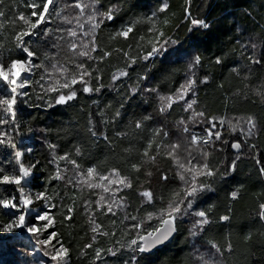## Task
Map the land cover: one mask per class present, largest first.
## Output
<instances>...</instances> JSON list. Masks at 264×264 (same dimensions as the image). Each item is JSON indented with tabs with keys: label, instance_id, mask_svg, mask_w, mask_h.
I'll return each instance as SVG.
<instances>
[{
	"label": "snow or ice",
	"instance_id": "obj_1",
	"mask_svg": "<svg viewBox=\"0 0 264 264\" xmlns=\"http://www.w3.org/2000/svg\"><path fill=\"white\" fill-rule=\"evenodd\" d=\"M5 2L0 0V233L29 234L38 251L48 258L39 264H71V240L60 229L70 226L75 213L82 210L91 236L79 248V258H88L89 264H120L121 258L123 264H140L144 254L170 242L186 222H190L189 235L197 237L214 223L231 220V208L214 220L215 205H201L207 203L205 195L215 191L217 179L236 172L245 149L264 177V160L257 145L250 143L260 131L256 118L209 115L199 107L198 89L207 85L211 76L201 74L203 58L198 54L187 64L185 79L175 91L162 93L158 87L141 86L149 79L156 58L163 57L168 47L177 43L167 29H178L185 23L190 33L211 28L206 19L193 14V0H184L183 16L176 25L172 24L171 16L175 14L170 16L168 0H161L149 15L127 20L128 0H20L27 12L20 10L19 4L9 5L6 12ZM57 20L60 26L54 28ZM109 24L113 30L104 43L101 34ZM140 25H147L142 33L137 31ZM120 41L124 44L117 46ZM236 44L238 49L215 55L210 63L225 67L229 57L235 56V62L227 66L228 72L241 80L243 88L234 95L247 97L251 92L264 99V81L248 83L251 66L264 67V51H259L264 42L257 44L249 37L237 39ZM113 55L119 64L111 66L115 70L110 72V83L106 85L105 62ZM138 65H143V74L137 73L135 81L125 86L123 82L132 79ZM108 87L124 88L123 99L111 115V103L101 106L98 100L91 101L86 139L91 145L103 141L109 147L114 139L127 140L128 146L119 158L121 166L102 170L100 164H93L85 168L73 154H58V145L47 139L44 143L52 171L48 172L39 160L28 159L33 148L26 146L23 138L34 130L22 119L26 110L69 106L81 94L99 95ZM146 94L155 95L156 111L162 116L170 115L174 105H180L186 115L174 123L179 135L171 139L163 124L148 127L153 116L145 114L130 120L124 130L110 137L107 130L121 121L125 105L137 95ZM48 131L40 129L45 134ZM226 133L233 138L226 139ZM223 146L233 150L232 158L213 164V152L223 151ZM74 155H83L80 146L75 147ZM161 159L170 161L174 177L160 170ZM153 169L159 172L158 182L167 186L178 180V187L167 194L155 191L151 187ZM141 176L148 186L141 182ZM37 180L43 181V190L35 185ZM53 181L72 189V194L56 190ZM242 188L240 185L229 192V200H238ZM128 192H134L139 200L135 209L130 207ZM256 215L264 222V202L259 203ZM101 216L116 218L110 221L111 230L99 222ZM118 225L123 226L119 235ZM101 238L115 239L110 246L102 247L98 246ZM251 240V233L244 236L245 243ZM208 243L214 252L208 257L199 254L189 264H222L215 257L233 251L230 239L224 248L213 241Z\"/></svg>",
	"mask_w": 264,
	"mask_h": 264
},
{
	"label": "trees",
	"instance_id": "obj_2",
	"mask_svg": "<svg viewBox=\"0 0 264 264\" xmlns=\"http://www.w3.org/2000/svg\"><path fill=\"white\" fill-rule=\"evenodd\" d=\"M160 2L161 0H128L130 11L125 16V20L131 16L149 15L159 6ZM168 2L170 16L172 13L175 14L171 16L172 24H179L183 16L184 0H168ZM18 4L20 10L28 11L23 9L20 0H6L5 11L7 12L9 5L15 7ZM192 12L200 18L206 19L211 24V28L194 30L190 33L187 30L188 25L185 23L178 29H167L166 31L172 35L177 43L170 45L163 57L156 58L155 63L151 66L149 79L144 81L141 86L158 87L162 93L175 91L185 79L186 67L191 58L197 54L201 55L203 58L201 74L207 72L211 79L207 85H201L198 89L199 107L204 108L209 115L215 116H254L260 126V131L250 143L257 145L260 157L264 160V99L253 95L251 92L247 97L234 95L237 89L243 88L241 80L228 72L227 66L235 62V56L229 57L225 62L227 65L225 67L210 63L215 55L238 49L237 39L247 40L252 37L257 44L264 42V0H193ZM52 26L54 28L60 26V22L57 20ZM146 27L147 25H140L137 31L142 33ZM112 30L111 24L103 29L101 40L104 43L108 42V36ZM122 44L124 42L120 41L117 46ZM259 51H264V48H260ZM242 62L247 63L246 61ZM117 64L119 61L115 55L105 62L103 82L106 85L110 83V72L115 70L111 66ZM251 67L252 75L248 83L257 85L264 81V67L255 65ZM143 72V65H138L132 79L123 83L125 86L133 83L136 74H143ZM221 84L223 87H220ZM124 91V88L112 90L111 87H108L99 95L81 94L78 100L73 101L69 106H58L48 110H26L22 114V119L34 130L24 140L26 146L33 148V153L28 159L39 160L48 172L52 171V166L48 164V160L51 158L49 149L44 143V140L47 139L58 145L56 149L58 154L62 155L65 152L73 154V158L85 168L93 164H100L102 170L121 166L119 158L123 155L122 149L128 146V141L114 139L111 147L106 146L103 141L98 146L91 145L86 139L85 125L86 115L92 100H98L101 106L111 103L112 108L108 110V114L111 115L123 99ZM156 108L157 102L154 94L137 95L125 105L121 121L116 126L108 128L109 136L114 138V132L124 130L130 120L141 115L151 114L153 120L148 122V127L163 124L169 130L170 138L175 139L179 135V130L174 127V123L181 115L186 114L182 113L180 105H174L175 111L166 116H162L156 111ZM40 129H48L49 131L45 134L40 132ZM196 130L199 131L200 129ZM225 138L232 139L233 137L226 133ZM76 146L82 148L83 155L79 157L74 155ZM223 147V151L213 152L211 157L213 164H220L221 161L226 163V158H232L233 150L228 146ZM159 168L166 171L169 176L174 177L175 172L170 167V161L159 160ZM223 170L224 167H221V171ZM153 172L151 187L158 193L167 194L178 187L180 183L178 180H172L167 186H164L157 180L159 172H156L155 169ZM46 174L47 172L39 175ZM141 182L148 186L143 176H141ZM52 183L56 185V190L62 193L66 192L69 196L72 194L73 190L65 188L62 183L57 181ZM42 184V180L35 181L39 190H43L40 187ZM240 185H243L240 198L236 201H230L229 192ZM213 187L215 191L205 195L204 199L207 203L201 206L215 205L214 220H218L220 215L228 214V209L231 208V220L224 223H214L210 226V230L197 237L189 235L190 222H186L170 242L151 253L144 254L140 264H189V261H195L199 254L208 257L214 252L208 241H213L224 248L229 239L232 242L233 251L231 253L225 252L222 257H215L221 260L222 264H264V222L256 215L259 203L264 202V177L259 174L258 166L251 159V153L245 149V155L239 161L236 172L223 180L217 179ZM84 195L86 196L87 193ZM128 200L131 209L139 206V200L134 192H128ZM66 202L68 201L66 200ZM81 212L82 210H78L75 213L74 222L70 226L60 229L65 237L71 240L73 248L71 264H89L88 258L81 259L78 256L79 248L89 242L91 236V233L88 232L86 218ZM7 219L4 217L5 222ZM111 219L116 218L101 216L99 222L111 230ZM121 227L123 226L118 225L116 228L118 235ZM249 233L252 235V240L245 243L244 236ZM114 239L101 238L98 246H110ZM34 245L36 244L32 237L31 239L23 238L18 234V231L0 233V264H39L41 260L47 261L48 258L43 257L41 252H35ZM123 259L121 258L120 264H123Z\"/></svg>",
	"mask_w": 264,
	"mask_h": 264
},
{
	"label": "water",
	"instance_id": "obj_3",
	"mask_svg": "<svg viewBox=\"0 0 264 264\" xmlns=\"http://www.w3.org/2000/svg\"><path fill=\"white\" fill-rule=\"evenodd\" d=\"M18 234L23 237V238H26V239H31V236L29 234H27L26 232H23V231H18ZM161 247V246H160Z\"/></svg>",
	"mask_w": 264,
	"mask_h": 264
},
{
	"label": "rangeland",
	"instance_id": "obj_4",
	"mask_svg": "<svg viewBox=\"0 0 264 264\" xmlns=\"http://www.w3.org/2000/svg\"><path fill=\"white\" fill-rule=\"evenodd\" d=\"M23 139L26 140V137H24ZM34 249H35V252H36V253H40V252L38 251V246L34 245Z\"/></svg>",
	"mask_w": 264,
	"mask_h": 264
}]
</instances>
